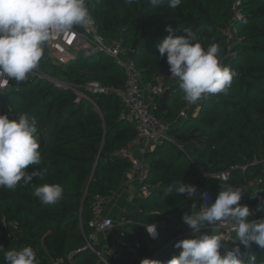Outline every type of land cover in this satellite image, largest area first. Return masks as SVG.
Segmentation results:
<instances>
[{
	"label": "trees",
	"instance_id": "16d2710c",
	"mask_svg": "<svg viewBox=\"0 0 264 264\" xmlns=\"http://www.w3.org/2000/svg\"><path fill=\"white\" fill-rule=\"evenodd\" d=\"M237 1L182 0L171 9L169 0L157 6L145 0L133 4L88 0L101 38L109 44L123 41L125 56L140 71L144 84L153 83L158 74L172 77L166 55L161 57L157 47L169 35V25L177 36L184 35V27L192 28L205 48L218 44L221 62L236 72L227 92L205 96L197 115L171 127L169 136L176 144L166 141L147 154L150 166L145 184L152 190L147 197L134 198L137 211L125 214L133 223L124 231L130 240L141 242L140 252L158 254L154 264H167L178 256L181 249L175 244L187 238L165 222L182 219L193 205L199 210L204 194L215 201L221 185L240 188L254 177L261 179L258 189L264 191V169L252 166L255 160L264 159V0ZM231 23L236 28V56L225 60L224 33ZM36 70L42 77L28 76L23 82L11 79L8 101L0 100V114L11 119L20 115L35 118L41 164L29 166L28 171L47 169L43 180L21 181L14 190L0 188V264H7L8 250L25 246L34 249L39 264L63 259L64 264H103L90 250L77 252L92 234L89 222L94 198L111 197L123 188L130 162L122 151L133 143L137 132L124 118L125 104L119 94L89 95L90 100L77 101L74 88L97 82L122 91L125 69L103 51L80 54L69 64L59 65L45 44ZM176 79V83L165 84V89H171L167 111L157 95H152L149 107L158 119L169 123L189 104ZM225 171H230L227 182L213 179L212 175ZM45 183L63 186L57 203L44 204L34 196L35 188ZM178 183L197 186L199 194L189 199L186 194L167 192ZM248 219L251 222L253 216ZM260 220H264V211ZM152 224L159 227L160 238L155 242L149 240L145 228ZM223 244L222 254L237 246L245 250L239 241ZM251 253L256 264H264V249L253 244ZM71 254L74 257L68 263ZM112 261L133 264L127 254Z\"/></svg>",
	"mask_w": 264,
	"mask_h": 264
},
{
	"label": "clouds",
	"instance_id": "9594fccd",
	"mask_svg": "<svg viewBox=\"0 0 264 264\" xmlns=\"http://www.w3.org/2000/svg\"><path fill=\"white\" fill-rule=\"evenodd\" d=\"M136 2L125 0L126 4ZM145 2L157 6L164 0ZM181 3L182 0H169L168 7L175 9ZM91 19L88 0H0V73L16 82L25 81L39 65L44 45L54 35L87 25ZM166 31L169 35L158 44V52L161 57L166 55L171 76L180 81L186 102L195 104L207 95L228 91L236 72L221 62L218 44L203 47L198 33L190 27H184V35L180 36L175 35L171 25ZM38 135L35 118L20 115L11 119L7 114H0V188L14 190L21 181L28 184L34 178L44 179L46 168L28 171L29 166L41 164ZM173 191L186 194L189 199L199 194L197 186L184 183L170 185L167 192ZM63 192L61 184L45 183L35 188L34 196L44 204H55ZM242 192L240 188L221 185L209 206L196 210L193 205L182 217L193 235L175 244L181 252L167 264H256L257 258L251 249L253 244L264 249V220L249 222L252 212L249 206L240 203ZM228 221L236 233L235 241L244 246L243 252L237 246L221 253L225 240L220 225ZM204 228L210 230L202 231ZM146 229L151 237H156L155 224ZM5 260L7 264H39L31 246L8 250ZM148 261L145 259L141 264Z\"/></svg>",
	"mask_w": 264,
	"mask_h": 264
},
{
	"label": "built area",
	"instance_id": "2783aa9c",
	"mask_svg": "<svg viewBox=\"0 0 264 264\" xmlns=\"http://www.w3.org/2000/svg\"><path fill=\"white\" fill-rule=\"evenodd\" d=\"M237 2L239 3V0ZM236 16H238V14ZM224 35L226 37L228 49V52L225 55V60H229L236 56L233 52V42L236 39V28L234 23L229 24ZM46 45L49 48L51 56L59 65L69 64L70 62L76 60L80 54L103 51L114 58L116 62H118L125 69L126 86L122 91L110 87H104L97 82L86 83L84 86L74 88V91L77 94V101H81V99L90 100L89 95H108L113 94V92L121 96L125 104L124 118L127 122L134 125L137 132L135 140L137 141L136 143H138L137 155L131 153L128 149L129 147L122 151V154L127 157L130 162V168L128 169L127 175L134 174L135 180L140 187L141 195L144 197L149 196L152 187L145 184V179L149 175L150 166L146 155L166 141L174 144H176V142L169 136V132L172 127L171 124L158 119L150 111V104L146 101L145 89L150 90L151 95L162 97L165 92V81L168 77L163 74H158L154 77L153 83L144 84L140 71L125 56L123 41L118 40L112 44L104 41L99 34L94 19H91L87 25L74 26L68 32L54 35L53 38L46 43ZM29 76L42 77L36 69H34ZM10 85L11 79L5 74L0 73V94L7 93ZM191 105L192 104L189 103L186 110ZM252 166H261L264 169V159L255 160L252 163ZM245 169L246 167L242 168V170ZM230 171L215 174L212 175V177L213 179L227 182L230 176ZM260 182L261 179L259 177H254L243 183L240 187L243 191L240 203H246L247 197L251 198L255 193L262 191L258 189ZM113 197L114 195L111 197L97 195L94 198L91 209L92 218L89 222L92 234L86 238L85 246L77 253L90 250L98 258V261L103 264H114L112 260L121 257L123 254L136 256V264H141V262L145 259L149 260L148 264H154L158 254L140 252L142 248L141 242L139 240H130L124 229L116 235L113 248L104 249L98 247L99 234L113 232L115 229V223L107 213L108 205ZM213 202V197L209 193H206L203 196L202 203L199 205V209L201 207H207ZM150 226L152 225H147L145 228ZM202 230H210V228H204ZM156 231L157 235L153 238L148 234L146 229V234L150 241L155 242L159 240L160 233L158 225H156ZM220 233L224 236V242H236V233L232 222L228 221L220 225ZM192 235L193 230L191 228L183 234V236L187 238ZM73 257L74 254H71L68 257L67 262L70 263ZM64 263L65 260L63 259L57 260L53 264ZM70 264L77 263L73 261Z\"/></svg>",
	"mask_w": 264,
	"mask_h": 264
},
{
	"label": "crops",
	"instance_id": "0c3cea01",
	"mask_svg": "<svg viewBox=\"0 0 264 264\" xmlns=\"http://www.w3.org/2000/svg\"><path fill=\"white\" fill-rule=\"evenodd\" d=\"M173 79L174 82L171 83H176L177 79L176 77H169L166 78L168 79ZM171 81V80H170ZM145 96H146V101L151 104L152 103V95L150 90L145 89ZM200 103L201 100L198 101L195 104H192L187 110L181 112L179 115L176 116L174 119L173 123H170L171 126L173 125H179L183 120L186 119L187 116L193 114L197 115L200 109ZM137 141L134 140L133 143L129 146V150L131 153H134L135 155L138 154V143ZM147 157V155H146ZM138 186V183L135 180V175L134 174H129L127 175L125 181H124V186L123 188L118 191L113 199L110 201L108 208H107V213L109 216L113 219L115 223V229L113 232L105 233V234H99L103 235V238L105 239L104 241L99 240L98 246L100 248L108 249V248H113L114 243H115V237L116 235L125 228V223L126 225L133 223L131 220L126 218L125 214L128 212H134L137 211V207L134 204V198L136 196L142 197L141 194H137L136 189L132 193V188H136ZM243 205H247V202L244 203ZM249 205V204H248ZM128 222V223H127ZM166 225L176 227L179 230L183 231V234L190 230V228L183 222V219H169L168 221L165 222ZM110 235V238L107 237V235ZM132 259V262L135 264L137 263V258L136 256H129ZM133 263V264H134Z\"/></svg>",
	"mask_w": 264,
	"mask_h": 264
},
{
	"label": "water",
	"instance_id": "95a60500",
	"mask_svg": "<svg viewBox=\"0 0 264 264\" xmlns=\"http://www.w3.org/2000/svg\"><path fill=\"white\" fill-rule=\"evenodd\" d=\"M137 42H135L133 49L136 47ZM171 95V89L167 88L165 89V92L162 96V104H163V109L167 111V105H168V100ZM0 100L8 101V94H1L0 95ZM250 211L252 212V216L254 220H258L259 216L262 215L261 211V203H264V191H259L252 195L250 198Z\"/></svg>",
	"mask_w": 264,
	"mask_h": 264
},
{
	"label": "rangeland",
	"instance_id": "374dc122",
	"mask_svg": "<svg viewBox=\"0 0 264 264\" xmlns=\"http://www.w3.org/2000/svg\"><path fill=\"white\" fill-rule=\"evenodd\" d=\"M76 54H77V53H76ZM77 55H78V54H77ZM222 63L224 64V62H222ZM226 64H227V62H226L224 65H226ZM170 80H171V81H170ZM171 82H174V81H173V79L170 78V79H168V80L165 81V84H171ZM114 89H115V88H114ZM113 93H114V92H113ZM4 94H6V93H4ZM115 94H116V93H115ZM0 95H1V94H0ZM135 189H136V191H137V194H141V193H140V187H139V185L136 186V188H135V187L132 188V193H133V191H134ZM241 204L243 205L244 202H242ZM250 204H251V203H250ZM250 204L248 205V203H247V206H249V208H250ZM107 237L110 238V235L108 234ZM99 240H100L101 242L105 240V239L103 238V235H100V236H99L98 241H99Z\"/></svg>",
	"mask_w": 264,
	"mask_h": 264
}]
</instances>
